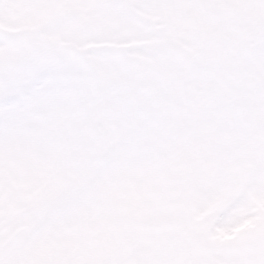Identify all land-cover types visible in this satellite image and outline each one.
Listing matches in <instances>:
<instances>
[{
  "label": "snow or ice",
  "instance_id": "1",
  "mask_svg": "<svg viewBox=\"0 0 264 264\" xmlns=\"http://www.w3.org/2000/svg\"><path fill=\"white\" fill-rule=\"evenodd\" d=\"M0 264H264V0H0Z\"/></svg>",
  "mask_w": 264,
  "mask_h": 264
}]
</instances>
